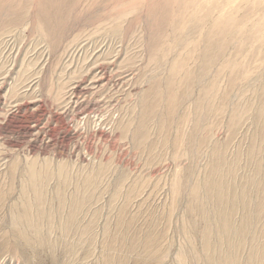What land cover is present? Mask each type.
<instances>
[{"label":"rangeland","instance_id":"374dc122","mask_svg":"<svg viewBox=\"0 0 264 264\" xmlns=\"http://www.w3.org/2000/svg\"><path fill=\"white\" fill-rule=\"evenodd\" d=\"M93 3L107 16L105 0L69 6ZM173 8L151 60L92 27L65 41L0 22V264H131L145 237L172 252L199 244L218 209L264 245V0Z\"/></svg>","mask_w":264,"mask_h":264},{"label":"bare ground","instance_id":"6f19581e","mask_svg":"<svg viewBox=\"0 0 264 264\" xmlns=\"http://www.w3.org/2000/svg\"><path fill=\"white\" fill-rule=\"evenodd\" d=\"M29 1L30 0H0V22L2 23L3 20L9 18H11V20L22 21L19 22L21 24H25L29 21L31 24L30 31H32V33H40L44 38L48 39L57 37V39L63 40H65L64 38L68 39L75 29H77V32L78 30L79 32H84L92 27V33L90 35H102L101 37L99 36L98 39L104 38L103 40H105L109 37L110 39L118 37L125 39V37H130L127 39L133 41L135 48L141 49L142 54L145 53L148 59L150 58L151 60L155 58L162 40L164 39L165 41L169 37L163 32L160 26L174 24L172 13L174 12L173 7L177 0H105V6L108 8L110 7L105 17L97 11L95 3L92 5V10L89 9L90 13L87 14L88 11L85 12L78 8L77 4L69 6L70 2H73V0H35L33 5H29ZM116 9H119L120 14L117 17H112L111 13ZM128 9L136 12L135 16L130 19L124 18L127 17L126 11H128ZM30 10L31 12H29ZM69 12L75 13V16L72 17V14ZM121 39L120 41L122 42L123 39ZM103 40L97 43L95 47L96 50L101 51L103 47H105ZM89 45L87 46L89 47ZM119 45L121 46L122 44ZM120 50L118 49V52ZM202 53L203 56H206L207 51L203 50ZM115 59H108L107 65L112 64ZM99 65L100 64L92 63L89 71L92 70L96 72L94 69L98 70V67H102V65ZM95 76L96 74L91 75L92 81L99 82V80L103 79V76L100 78ZM112 76L113 75H111V78H113ZM131 76L132 75H126L123 80L125 81L129 77L131 78ZM213 188V191L217 194L215 199L219 200L222 195L221 191L223 187L218 184ZM224 212H226V210L218 209V212L215 213V226L207 223L203 224L204 226L200 234L201 240L199 244L194 245L186 243L177 247L175 251L173 250L174 252H172V246L162 247L148 237H145L141 245L142 250H135L134 253L136 254H131L127 261L131 264H152L153 262H155V264H264V245L246 244L240 237L243 228L235 229L231 226ZM75 217L76 213L70 212L65 220L62 212L56 213V219L61 222L73 223ZM208 220H210V217L203 220V222ZM26 228L28 229L29 227L27 226ZM12 233L17 238L20 236V228L18 225L13 226ZM33 235L37 240H40L42 237L40 232L36 230L33 231ZM18 243V241L15 242L17 247L13 249V252L18 250V252L25 255L23 251L31 248L29 243L22 245ZM135 248H137L136 245L130 249L133 251ZM32 252L36 255L38 254L33 249ZM24 258L26 257L24 256Z\"/></svg>","mask_w":264,"mask_h":264}]
</instances>
